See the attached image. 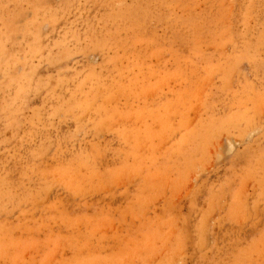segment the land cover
<instances>
[{
	"label": "rangeland",
	"instance_id": "rangeland-1",
	"mask_svg": "<svg viewBox=\"0 0 264 264\" xmlns=\"http://www.w3.org/2000/svg\"><path fill=\"white\" fill-rule=\"evenodd\" d=\"M0 264H264V0H0Z\"/></svg>",
	"mask_w": 264,
	"mask_h": 264
}]
</instances>
